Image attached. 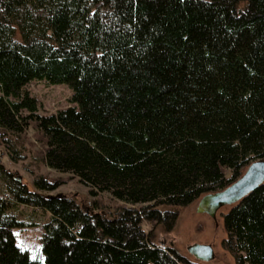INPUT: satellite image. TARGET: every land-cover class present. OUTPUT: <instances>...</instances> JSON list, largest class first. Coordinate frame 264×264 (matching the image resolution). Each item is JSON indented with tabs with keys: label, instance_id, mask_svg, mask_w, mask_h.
I'll return each mask as SVG.
<instances>
[{
	"label": "trees",
	"instance_id": "1",
	"mask_svg": "<svg viewBox=\"0 0 264 264\" xmlns=\"http://www.w3.org/2000/svg\"><path fill=\"white\" fill-rule=\"evenodd\" d=\"M65 84L72 106L39 114L24 86ZM29 127L60 182L0 166V264H198L154 242L177 209L264 159V0H0V137ZM5 137V138H4ZM228 173H225V171ZM38 209L42 261L17 246V207ZM142 222L151 225L148 231ZM234 264H264V183L221 215Z\"/></svg>",
	"mask_w": 264,
	"mask_h": 264
},
{
	"label": "rangeland",
	"instance_id": "2",
	"mask_svg": "<svg viewBox=\"0 0 264 264\" xmlns=\"http://www.w3.org/2000/svg\"><path fill=\"white\" fill-rule=\"evenodd\" d=\"M24 89L35 98L39 114H49L58 109L72 106L69 102L70 90L65 84L31 81L24 86ZM8 138L20 158L16 161L10 159L4 146L3 137H0V166L19 177L28 190L35 191L31 183L32 178L41 175L48 180L60 182L59 186L48 194H64L73 198L83 209L87 210L93 205L109 215L117 205L121 204L111 199L106 193H101L96 197L88 196L86 188L69 173H61L47 168L41 160V139L31 127L17 137ZM225 173L228 171L226 170ZM3 195V184L0 181V196ZM228 208L229 206L219 208L215 213V219H212L206 213L197 210L196 200L191 205L176 210L177 219L170 231H164L160 226H156L153 230L154 242L159 245L171 246L179 254L198 264H234L230 255L220 246V240L225 235L222 229L221 215ZM14 213L17 220L33 223L31 226L14 230L17 246L26 250L31 259L42 261L41 223L46 219V215L38 209L33 210L26 206L17 207ZM150 227L149 223L142 222L144 231H148ZM193 243L209 245L213 253L212 259L207 262L199 261L189 255L186 252V247Z\"/></svg>",
	"mask_w": 264,
	"mask_h": 264
},
{
	"label": "water",
	"instance_id": "3",
	"mask_svg": "<svg viewBox=\"0 0 264 264\" xmlns=\"http://www.w3.org/2000/svg\"><path fill=\"white\" fill-rule=\"evenodd\" d=\"M264 183V159L250 162L244 171L223 189L202 195L197 199V210L215 219L216 211L223 206H232L241 198ZM186 252L195 260L209 261L213 257L209 245L193 243Z\"/></svg>",
	"mask_w": 264,
	"mask_h": 264
}]
</instances>
